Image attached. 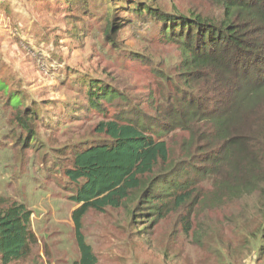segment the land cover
Returning <instances> with one entry per match:
<instances>
[{
	"label": "rangeland",
	"instance_id": "rangeland-1",
	"mask_svg": "<svg viewBox=\"0 0 264 264\" xmlns=\"http://www.w3.org/2000/svg\"><path fill=\"white\" fill-rule=\"evenodd\" d=\"M2 5L0 77L12 74L40 116L28 124L36 144L22 148L20 138L28 134L0 92V199L32 210L39 237L35 255L47 252L52 262L73 264L80 258L72 220L78 205L70 201L76 186L65 176L73 153L94 140L100 121L118 114L132 120L153 116L179 86L178 46L164 41L160 23L148 15L137 17L133 8L154 5L168 13L193 11L215 19L223 10L216 0H116L112 5L105 0H9ZM112 11L118 27L109 33ZM91 81L119 96L101 103L99 113L88 102ZM184 136L176 131L164 139L175 167L182 163ZM202 168L198 162L188 184L195 202L179 209L184 213L194 205L185 210L192 213L188 237L173 212L155 217L138 203L89 212L83 234L98 264H264V225L256 238L240 228L262 215L264 196L256 190L228 197L214 181L197 175ZM224 232L229 237L221 247ZM221 254L223 260L214 262Z\"/></svg>",
	"mask_w": 264,
	"mask_h": 264
},
{
	"label": "trees",
	"instance_id": "trees-1",
	"mask_svg": "<svg viewBox=\"0 0 264 264\" xmlns=\"http://www.w3.org/2000/svg\"><path fill=\"white\" fill-rule=\"evenodd\" d=\"M105 1L112 5L116 0ZM216 2L223 10L219 19L193 11L168 13L154 5L133 8L137 17L148 15L160 23L164 41L178 46L181 54L175 82L179 86L164 106L155 108L153 116L132 120L118 114L100 121L94 140L73 153L65 171L68 182L76 186L70 201L78 205L72 220L80 258L73 264L99 263L83 234V221L91 211L103 213L138 203V208L147 207L155 217L173 212L188 237L192 213L185 210L194 205L184 213L179 209L195 202L188 184L198 162L203 168L197 175L214 181L226 196L256 190L264 196V0ZM107 17L111 33L118 27L113 23L115 13ZM0 78H5L0 79L5 106L15 110L18 125L28 134L20 138L22 148L30 149L37 135L28 124L39 120V110L28 105L25 96L29 93L18 87L12 74ZM88 88L89 105L98 113L101 103L119 97L94 81ZM176 131L185 135L178 167L171 162V148L164 140ZM0 202V264H46L41 255H35L39 241L32 210L17 201ZM244 223L241 230L256 238L264 225V212ZM228 237L224 232L221 247L227 245ZM224 255L214 262L222 261ZM48 257L46 252L51 264Z\"/></svg>",
	"mask_w": 264,
	"mask_h": 264
},
{
	"label": "crops",
	"instance_id": "crops-1",
	"mask_svg": "<svg viewBox=\"0 0 264 264\" xmlns=\"http://www.w3.org/2000/svg\"><path fill=\"white\" fill-rule=\"evenodd\" d=\"M36 235H37V233H36ZM40 252H43V246L40 247ZM41 256L43 258L44 263L48 264L46 256L45 255H41ZM51 264H58V263L57 262H52Z\"/></svg>",
	"mask_w": 264,
	"mask_h": 264
},
{
	"label": "built area",
	"instance_id": "built-area-1",
	"mask_svg": "<svg viewBox=\"0 0 264 264\" xmlns=\"http://www.w3.org/2000/svg\"><path fill=\"white\" fill-rule=\"evenodd\" d=\"M9 0H0V5L1 3H5V2H8Z\"/></svg>",
	"mask_w": 264,
	"mask_h": 264
}]
</instances>
